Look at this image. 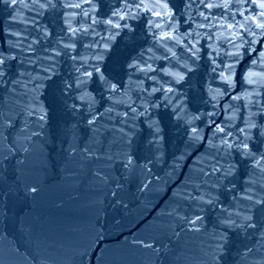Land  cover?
<instances>
[{
  "label": "water",
  "instance_id": "water-1",
  "mask_svg": "<svg viewBox=\"0 0 264 264\" xmlns=\"http://www.w3.org/2000/svg\"><path fill=\"white\" fill-rule=\"evenodd\" d=\"M161 2L0 0V264H264L261 9Z\"/></svg>",
  "mask_w": 264,
  "mask_h": 264
},
{
  "label": "snow or ice",
  "instance_id": "snow-or-ice-1",
  "mask_svg": "<svg viewBox=\"0 0 264 264\" xmlns=\"http://www.w3.org/2000/svg\"><path fill=\"white\" fill-rule=\"evenodd\" d=\"M13 3L16 2V0H12ZM234 2V0H225L224 2V6L227 8L228 5L230 3ZM247 2V0H241V3ZM251 3L255 4L258 6L259 9H261V11H259L258 16L257 17H253V16H245L244 17V22H240L238 27L234 24H229L227 25V27L229 29H233V37H238L240 35V29H245L247 28V24L248 22H256L257 19L264 21V0H251ZM124 4L126 6L125 8H122L116 12L112 13V17H118V21L115 24L116 28L121 27V24L119 23V21H122L124 19H126L130 14H132L133 12H139L141 10V8H143L144 11H148V12H152L154 15L156 16H160L162 11L164 9L167 8V4L166 2L162 3L161 0H124ZM131 4H135V9H133L132 7H130ZM74 7H79V4L73 5ZM209 7H212V4L208 5ZM157 8H159L160 10H157ZM85 15H87V13H85ZM240 15H244L243 12L240 13ZM108 24H112V19H109L107 21ZM256 28L261 30V34L264 35V22H260V23H256L255 24ZM71 31H75L70 29ZM247 30L249 32H251L250 28H247ZM254 34V33H253ZM166 36H170V33H166ZM98 71V70H97ZM88 75H91V73H89ZM225 79H228L227 77H225ZM115 87V86H113ZM155 90V89H154ZM130 162V160H129ZM33 191H35V189H32Z\"/></svg>",
  "mask_w": 264,
  "mask_h": 264
}]
</instances>
